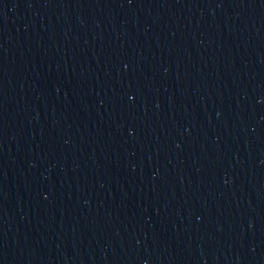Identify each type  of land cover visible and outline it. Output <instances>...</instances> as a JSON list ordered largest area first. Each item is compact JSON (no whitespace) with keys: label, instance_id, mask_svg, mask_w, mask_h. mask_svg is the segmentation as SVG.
<instances>
[{"label":"water","instance_id":"95a60500","mask_svg":"<svg viewBox=\"0 0 264 264\" xmlns=\"http://www.w3.org/2000/svg\"><path fill=\"white\" fill-rule=\"evenodd\" d=\"M0 264H264V0H0Z\"/></svg>","mask_w":264,"mask_h":264}]
</instances>
